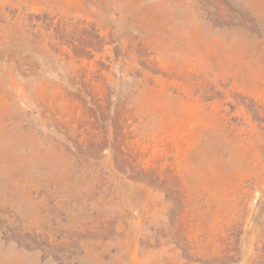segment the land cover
<instances>
[{
    "label": "rangeland",
    "instance_id": "374dc122",
    "mask_svg": "<svg viewBox=\"0 0 264 264\" xmlns=\"http://www.w3.org/2000/svg\"><path fill=\"white\" fill-rule=\"evenodd\" d=\"M0 264H264V0H0Z\"/></svg>",
    "mask_w": 264,
    "mask_h": 264
}]
</instances>
